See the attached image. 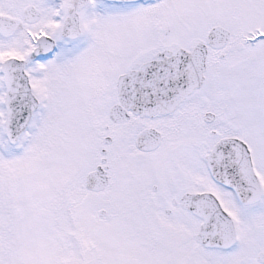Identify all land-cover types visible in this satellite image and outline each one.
I'll return each mask as SVG.
<instances>
[{
	"label": "snow or ice",
	"instance_id": "6c2138e0",
	"mask_svg": "<svg viewBox=\"0 0 264 264\" xmlns=\"http://www.w3.org/2000/svg\"><path fill=\"white\" fill-rule=\"evenodd\" d=\"M0 264H264V0H0Z\"/></svg>",
	"mask_w": 264,
	"mask_h": 264
}]
</instances>
